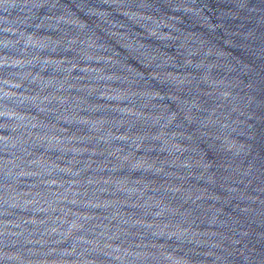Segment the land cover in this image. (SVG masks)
<instances>
[{"label": "water", "instance_id": "water-1", "mask_svg": "<svg viewBox=\"0 0 264 264\" xmlns=\"http://www.w3.org/2000/svg\"><path fill=\"white\" fill-rule=\"evenodd\" d=\"M0 264H264V0H0Z\"/></svg>", "mask_w": 264, "mask_h": 264}]
</instances>
